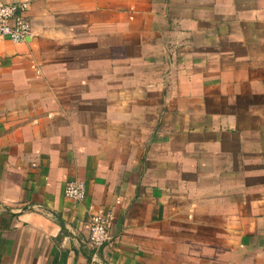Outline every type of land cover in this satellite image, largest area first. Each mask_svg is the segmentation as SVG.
<instances>
[{"label":"crops","instance_id":"obj_1","mask_svg":"<svg viewBox=\"0 0 264 264\" xmlns=\"http://www.w3.org/2000/svg\"><path fill=\"white\" fill-rule=\"evenodd\" d=\"M3 1L0 264H264V0Z\"/></svg>","mask_w":264,"mask_h":264},{"label":"built area","instance_id":"obj_2","mask_svg":"<svg viewBox=\"0 0 264 264\" xmlns=\"http://www.w3.org/2000/svg\"><path fill=\"white\" fill-rule=\"evenodd\" d=\"M29 4L25 1L7 2L0 0V38L17 44L28 43L33 38V27L27 15ZM66 197L82 201L86 197L83 180L72 179L65 187ZM110 214H96L90 224V245L98 252L110 239Z\"/></svg>","mask_w":264,"mask_h":264}]
</instances>
